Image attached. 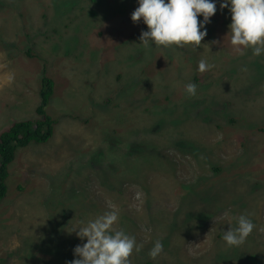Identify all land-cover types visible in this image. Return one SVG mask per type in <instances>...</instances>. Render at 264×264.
I'll list each match as a JSON object with an SVG mask.
<instances>
[{"label":"rangeland","instance_id":"1","mask_svg":"<svg viewBox=\"0 0 264 264\" xmlns=\"http://www.w3.org/2000/svg\"><path fill=\"white\" fill-rule=\"evenodd\" d=\"M53 1L0 0V137L14 123L36 119L44 75L55 81L47 111L58 120L48 142L19 148L10 165L8 193L0 201V264H66L75 258L73 248L83 243L67 229L71 231L73 226L109 211V204L118 213L113 228L134 236L142 245L140 252L130 255V264H143L145 258H151L148 252L156 240L163 245L155 258L158 264H188L187 260L207 264L200 255L208 252L211 257V251L219 247L228 250L222 239L224 230L230 224L235 228L241 214L250 217L255 225L252 232L260 235L244 240L239 249L243 246L246 251L253 246L256 251L264 250V68L238 65L236 73L227 76L232 66L225 63L234 57L242 59L252 50L245 49L243 54L234 50L222 28V13L216 11L210 18L207 35L196 50L187 52L191 61L185 60L180 71L162 55L166 51L163 46L140 55L136 50L141 45L127 46L131 38L139 39L141 34L132 31L133 21L124 20L129 0H77L70 8V17L65 16L67 0H58L56 5ZM131 1L133 11L138 4ZM55 6L58 12L53 11ZM92 9L102 14H88ZM72 15L77 16L76 22ZM111 16L120 18V31L110 21ZM139 24L145 25L141 19L133 22V27L137 29ZM98 27L108 29L109 39L93 44L90 35ZM124 28L130 32L124 33ZM62 46L67 52L84 53L80 57L77 52L66 55L60 52ZM53 53L63 55V62ZM91 53L103 54L97 62L109 66L105 82L97 72L83 81L88 74L85 70L94 61ZM201 58L213 65L202 73L197 71ZM144 72L150 78L149 88L143 89L142 83L131 92L128 102L121 99L119 87L138 81ZM159 72L163 76H158ZM194 72L211 81L206 92L208 120L202 125L194 121L183 124L180 134L173 130L163 135L161 128L154 134L146 131L145 126L160 118L162 109L183 101L184 82ZM119 77H125L122 84ZM98 84L106 86L95 92L98 102L102 101L100 96L118 97L110 104L115 108L106 120L110 125L102 120L104 106L82 107L89 103L87 98ZM234 92L249 102L241 103L243 108L236 111V122L231 126L215 112ZM166 96L171 97L169 104L165 103ZM79 99L82 103L76 104ZM142 99L146 101L130 105ZM90 106L94 119L89 126L71 117ZM163 118L169 124L176 123L170 116ZM224 119L232 138L227 139V134L217 129ZM250 121L253 129L248 127ZM84 138L88 140L83 142ZM175 139L179 140L176 146ZM152 140L156 146L147 142ZM142 148L143 160L128 158V151ZM166 157L174 158L176 165L184 157L190 172L186 183L191 186L176 184L172 179L175 168L165 166ZM213 166L222 168V173L213 172ZM128 215L138 220L136 225L130 223ZM169 223L178 226L179 235L169 230Z\"/></svg>","mask_w":264,"mask_h":264},{"label":"trees","instance_id":"2","mask_svg":"<svg viewBox=\"0 0 264 264\" xmlns=\"http://www.w3.org/2000/svg\"><path fill=\"white\" fill-rule=\"evenodd\" d=\"M58 0L53 1V3L56 5ZM68 1V5L65 8V16L68 14V16L70 17V8H74L77 4V0H67ZM130 4L128 6V10L129 13H127L125 15V21H132L131 20V13H132V6H131V0H129ZM220 2V0H217V4ZM71 6V7H70ZM53 11L54 12H58V8L55 6V8L53 7ZM217 11L222 13V28L223 30L228 32V25L230 23V19L228 17L229 12L228 9L225 8L223 10L220 9L219 6H217ZM122 12V11H121ZM92 14L94 16H98L99 14L101 15L102 12H97L96 10L92 9L88 11V14ZM228 13V15H227ZM112 15V14H111ZM76 15H72L71 19L76 22ZM201 18V16H200ZM57 18L54 15L53 21L54 23H56ZM110 21L112 23H114L117 27V31H120L122 29L123 24L120 22V18L119 17H110ZM126 24V22H125ZM130 27L132 29L133 32H139L142 30H147V26L143 25L141 26V24H139V27L137 29H135L133 27V22L130 23ZM135 29V30H134ZM97 32L93 31L90 35V37L93 40V44L94 41L97 40L99 43H105L108 41V29L106 28H97L96 29ZM123 32H130V29H123ZM84 41V40H83ZM85 42V41H84ZM87 43V42H85ZM118 44V43H117ZM137 45H141V48L137 49L136 52H138V55L146 53V54H151L153 53L157 47L152 45V46H148L145 47L142 44H140L139 39L137 38H131L129 41V44L127 46H137ZM63 46H64V41H63ZM63 46L60 50V52L66 54V55H71L73 53H79V57L82 56V54L84 53V51L81 50H75L72 52H67L63 50ZM91 45H87V47H90ZM162 47V46H161ZM166 51L162 54L164 57H166L167 59H169L172 63H174L176 65V69H179L180 71L183 69L182 68V64L184 63V61H188L190 62L191 60L189 59V55L187 52L189 51H193L196 50L197 47H194L192 45H185L183 47H176L175 45L173 46H169V47H165ZM143 49V52L139 51ZM247 54L242 55V59L240 58H236L235 57L233 59H230L228 62L225 63V65H229L232 66L231 68L227 69V76L229 78L230 75H233L236 73L237 71V67L238 65L240 66H250L252 67V69H261L264 68V64H263V54L256 56L253 55L251 52L246 51ZM30 54V52H29ZM52 56L56 57V59L60 62H63L64 60V56L60 55L58 53H53ZM90 56L92 57V59L94 61H92L90 63V67H88L85 72L88 73L86 75V77L83 79H90L91 77H93V75L97 72L100 75H103V77L101 78V80L103 82L106 81L107 79V75L105 76L107 70H109V66H107L106 64H104L103 66H99L97 61H100L103 59V54H94L91 53ZM154 58H155V53H154ZM253 56V57H250ZM47 61V58H46ZM90 61V59H86L85 62ZM220 61V58H219ZM220 65V68L223 67V65L219 62L218 63ZM99 68H102L101 70H99ZM175 69V70H176ZM88 70V71H87ZM90 71V72H89ZM185 73V72H184ZM224 76L226 75L225 73H223ZM180 74H178L179 76ZM158 76H163L162 72L158 73ZM125 77H119V82L122 84V82L124 81ZM149 77L146 75V72H144L143 74V78H139L138 81H131L128 83H124V85H121L119 87V94L120 96H122L124 101L128 102V98L131 97V92H135V89L141 85L143 83V89L144 88H149ZM189 82H192L196 85V94L193 96H189L184 89V97H183V101L179 102V103H172V107H168L166 110L162 109L159 113L161 114L160 118H156V121L150 125V126H145L146 131L151 132L152 134H154L156 131H158L161 128V133L163 135H169L173 130L177 131L179 134L181 133V129L183 128L182 125L183 124H189L192 121L196 122V125H202L204 124L209 116L207 115L206 112V104H207V96H206V92L209 89L210 85H211V81H209V79L204 78L203 76L198 75L197 73L194 72V74H192L187 82H184V88L185 85ZM82 82H80L81 84ZM54 84L55 81L52 77L44 75L41 79V86L38 92V97H39V104L35 109L36 112V119L35 120H27V121H20V122H16L14 123L12 126H10L0 137V157H1V164H0V201L5 199V197L7 196L8 193V178L11 176V172H10V165L14 162L16 155H17V151L19 148L21 147H26L28 145H30L31 143H38V144H44L46 142H48L55 134V129H56V124L58 123V120H55L47 111V108L49 107V105H52L51 99L53 98L54 95ZM100 84V83H99ZM97 85L96 88L94 89L92 95L89 96V98H87L89 100V103H83L82 107H86L88 105H92L95 104V107H99L102 108L101 106H104V112H105V118H102L103 123H106L107 125L111 124V121L109 120L108 122L106 121L107 119L110 118L111 113L115 112V108L112 107L110 104H113V100H116L118 97H109V96H100V99H102L101 102H98V98L99 96H97L95 94V92L97 90H103L106 88V86L101 87V85ZM86 86L90 85L89 81L85 82ZM92 86H95V84H92ZM80 87V86H79ZM103 97V98H102ZM146 100L142 99V100H138V101H131L130 105H135L138 106L141 103L145 102ZM171 97L170 96H166L165 97V103L169 104L171 102ZM245 101H248L247 99H241L240 95L238 92H234L233 96L231 98H226L224 100H222V104L221 106L218 108V110L215 112L216 114H220L223 118H225L227 120V124L234 126L235 125V120L234 117L236 116V111L243 108L241 106V103H244ZM77 103H82L81 100H77L75 102ZM109 110V111H108ZM173 111V113H171ZM165 116H170L171 118L174 119V121L176 122L175 124H169L166 121H163ZM72 118H75L76 121H78V123H81L84 127L89 126L91 121L94 119V114L92 113V108L90 106L89 109H86L85 111H83L82 113L79 114H71ZM215 118V117H214ZM225 119L221 122H219L217 124V129L219 131H221L222 133L227 134V139L232 138V134L229 130V126H227ZM216 121V118H215ZM252 121L249 122L248 127H250L251 129L254 128V126L252 125ZM157 133V132H156ZM175 138V136H174ZM88 138H84V141H87ZM177 141H179L178 139H175L173 141V143L177 144ZM150 144H152L153 146L157 145V142L155 140L152 141H147ZM140 145L143 146V140L139 141ZM185 146L183 149L188 148L187 143L184 141ZM84 153V152H83ZM87 153L91 154V151H88ZM127 154L129 155L128 158L135 160V159H142L143 160V148L138 150V151H128ZM103 155L101 154L99 159L102 157ZM182 158H179V160L177 161V165L176 162L174 160V158L171 157H166L165 159V166L166 167H171V168H175L173 171V178L176 181V184H180L183 185L185 187H189L191 186V184H187L186 183V178L190 176V172H189V163ZM98 159V160H99ZM181 166H182V170H181ZM213 172L215 173H222L223 169L218 167V166H213ZM185 172H188V174H184ZM243 191V188L241 186L240 183V188H239V193H241ZM129 217V221L132 224L136 225V221H138L134 216L132 215H128ZM136 220V221H135ZM170 224V223H169ZM169 230L174 234V235H179V230L177 229L178 226L176 224H170V227H168ZM225 231V230H224ZM134 234H135V230H133ZM141 232H143V230H141ZM260 235V232H251L248 237L245 239L246 241L249 238H253L255 236ZM244 243V242H243ZM254 245L257 247L258 244L256 242H254ZM149 247L147 246V249ZM227 247H219L217 250L215 251H211L213 254L211 255V257L208 256V252L204 253L202 255H200L202 258L207 259V264H220L221 262H227L228 264H244L243 262H247L249 261L248 264H264V250H259L256 251L254 249L253 246H249L247 248V250H243V246L242 249H239V246H233V247H229L228 250L224 251V249H226ZM195 251L198 252V249H196ZM186 256V255H185ZM181 258H184L181 254H180ZM226 260V261H225ZM243 261V262H242ZM188 264H194L193 262L195 261H189L187 260ZM143 264H158L157 260L154 258H145L143 260ZM185 264H187L185 262Z\"/></svg>","mask_w":264,"mask_h":264},{"label":"clouds","instance_id":"3","mask_svg":"<svg viewBox=\"0 0 264 264\" xmlns=\"http://www.w3.org/2000/svg\"><path fill=\"white\" fill-rule=\"evenodd\" d=\"M138 6L131 13V20L142 22L147 30L139 36L140 44L148 47H199L207 35L206 25L217 11V0H137ZM221 10L227 8L230 23L225 37L237 53L243 54L251 49L252 54L264 53V0H220ZM198 16L202 19L198 20ZM216 41H214L215 43ZM213 67L206 59L197 62V71L205 72ZM189 96L196 94V85L189 82L185 85ZM109 211L89 220L86 224L73 226L69 234L75 235L83 242L73 248L74 259L66 264H130L129 257L140 252L142 245L134 236L125 231L113 228L118 213L112 204ZM237 226L224 231L222 239L229 247L239 246L255 227L248 215L241 214L236 218ZM78 229V230H77ZM163 251L160 240L153 242L148 255L156 258Z\"/></svg>","mask_w":264,"mask_h":264}]
</instances>
